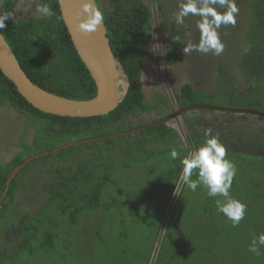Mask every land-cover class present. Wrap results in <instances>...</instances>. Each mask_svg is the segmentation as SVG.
<instances>
[{"label": "trees", "instance_id": "obj_1", "mask_svg": "<svg viewBox=\"0 0 264 264\" xmlns=\"http://www.w3.org/2000/svg\"><path fill=\"white\" fill-rule=\"evenodd\" d=\"M43 2L27 0L23 7L31 15L24 20L11 15L5 21L4 40L23 73L40 89L74 101L93 99L95 84L71 43L57 0H46L55 12L48 20L37 11ZM95 2L104 13L109 46L128 84L113 112L90 118L43 114L0 72V127L4 133L5 124H10L11 138L16 128L22 129L17 151L8 162L0 163V198L10 173L37 156L12 179L0 203V264H71L72 259L78 264L93 260L95 264H148L156 244L153 264H264V249L260 256L248 251L252 236L264 232V155L242 148L243 144L254 151L264 148L263 131L258 133L259 140H253L243 126L250 117L264 121L259 116L264 114V88L258 82L264 75V0H236L238 8L251 17L241 24L249 42L236 68L255 87L248 84L242 98L234 90L206 94L184 85L175 100L179 108H190L186 128L192 136L191 148L202 143L205 132L215 125L212 134H219L227 158L236 164L230 193L248 206L238 227L216 211L205 189L192 192L184 185L164 219L188 147L181 144L174 128L155 124L171 114L165 97L148 103L144 96L142 72L152 39L150 12L138 0ZM15 3L0 0V12L12 14ZM170 48L167 57L175 62ZM224 71L221 67L222 83L227 77ZM151 111L158 117H150ZM206 112L209 118L204 117ZM116 134L123 135L108 138ZM70 143L76 145L53 152ZM174 148L180 154L176 160L170 157ZM31 171L35 178L25 196H20ZM243 185H253L257 193L241 194ZM31 205L32 210L25 208ZM80 238L84 245L88 239L86 247H90L83 250Z\"/></svg>", "mask_w": 264, "mask_h": 264}, {"label": "rangeland", "instance_id": "obj_2", "mask_svg": "<svg viewBox=\"0 0 264 264\" xmlns=\"http://www.w3.org/2000/svg\"><path fill=\"white\" fill-rule=\"evenodd\" d=\"M141 1L144 2L150 9V33L152 37L150 44L146 47L147 54L144 59L145 61L142 72L144 96L148 103L155 102L157 96H164L165 99L169 101V103L171 102V108L173 110H177L178 107L174 101L176 100V96L179 94L180 88L187 84L192 87V89L204 92L206 94L216 93L221 95L226 93V91L234 90L236 93H239V97L244 98L246 96L245 91H247L248 84H250V82L248 83L247 80L245 81L242 75L238 73L236 68L238 61L237 58L239 57L243 46L247 45L249 42V34L247 35L245 33L244 35V33L241 31V24H245V22L251 19V17L249 18L247 16V11L244 14V8H241L239 11L235 26H222L219 30L221 39L226 46L225 51L220 56H215L212 53L205 55L195 51L191 54L185 55L183 52L184 45H187L188 43L196 44L199 41V30L196 26L199 17L190 15L189 17L185 18L184 25H177L174 23L173 15L178 10L179 0ZM243 1L248 2L249 0ZM243 5L245 6V4ZM177 37H179V41L176 40ZM171 46L173 47V58L175 59V62L171 61L167 57L166 52ZM221 67L224 68L225 75L227 76L226 81L223 83L219 75ZM260 78H258V82L260 83L259 86L264 88V75H261ZM251 83L252 84L250 85L255 87V83ZM155 112L156 111H151L150 117H156ZM210 115V113H204L205 118H209ZM191 116H198V113H192ZM150 117L149 115L142 116V118L146 119ZM0 120V122H2L1 117ZM12 121L21 127L19 125L20 120L18 121L15 119ZM169 124L170 127L174 128L177 133H179L181 144L183 143V145L190 149L191 141L188 140V135L186 134L187 130L184 127L182 119L179 118L176 121H170ZM243 126L247 128V131L253 140H259L258 133L261 134L262 131L264 133V121H258L253 117L247 118ZM229 128L227 127L226 131H229ZM5 129L6 132L3 133L2 127H0V163H4L6 161L8 162L11 158L10 156L17 151L19 142L18 139H20V134H22V129L16 128L14 138H11L10 131L13 132V130L10 127V124H5ZM210 129L211 132L215 131L216 126L212 125ZM235 129V126L233 128L231 127L230 131ZM29 137L30 132L24 136L25 139ZM234 148L235 145L232 146L233 150ZM242 148L243 151L250 154L264 155V148L258 150L255 147L256 150L254 151L251 150L249 146L244 144L242 145ZM34 178V171L29 172L28 176H25L23 183L27 185L25 190L22 189L21 194H19L20 196H25V191L30 189V183L33 182ZM128 183V180L124 181L126 187H128ZM182 187L183 184H177L174 193L170 197L164 211L165 220L168 219L170 211L174 207ZM240 189L241 194H250L249 192L251 191H254L253 193H257L253 185H243L240 187ZM32 207L33 205L25 208L32 210ZM92 224H95L94 220H92ZM164 226L165 224H163L162 230L165 228ZM162 234L163 232H161L160 236ZM84 235H87V233ZM88 242V239L84 241V245L83 240H81V243L83 244V250L90 247H86ZM156 245L153 246L148 264L154 263L158 247V245ZM71 264L78 263H76L75 259H72ZM91 264H95V261L93 260Z\"/></svg>", "mask_w": 264, "mask_h": 264}, {"label": "clouds", "instance_id": "obj_3", "mask_svg": "<svg viewBox=\"0 0 264 264\" xmlns=\"http://www.w3.org/2000/svg\"><path fill=\"white\" fill-rule=\"evenodd\" d=\"M81 8L87 17L78 24L79 31L88 34L96 31L99 26H104V13L96 6L95 0H85ZM37 11L46 20L55 15L46 0L37 7ZM239 11L236 0H179L178 10L173 15L175 24L184 25L185 18L190 15L199 17L196 23L199 41L184 45V54L195 51L220 56L226 46L219 30L222 26H235ZM11 15L0 12V40L3 39V30L6 28L5 21L11 20ZM176 40L179 41V37ZM248 50L246 48L245 53ZM179 156L175 148L171 150V159L176 160ZM180 162L183 167L178 184H183L192 192H196L198 188L205 189L207 196L214 200L216 211L223 214L232 227H238L245 219L248 206L230 193L237 167L227 158V148L220 141L219 134L213 135L211 129L206 131L203 142L190 150ZM261 249H264V232L254 234L248 247V251L256 256L262 255Z\"/></svg>", "mask_w": 264, "mask_h": 264}, {"label": "water", "instance_id": "obj_4", "mask_svg": "<svg viewBox=\"0 0 264 264\" xmlns=\"http://www.w3.org/2000/svg\"><path fill=\"white\" fill-rule=\"evenodd\" d=\"M83 2L85 0H57L59 13L71 43L95 84L96 95L91 100H69L40 89L23 73L4 38L0 40V72L14 85L16 91L28 104L43 114L69 118L105 116L117 108L119 102L128 91L125 76L119 72L118 68L120 65L116 62L109 46L105 25L99 26L96 31L88 34L79 31L78 24L87 17V14L83 13L81 8ZM189 109V107H185L178 110L171 117H176L178 114ZM192 109L195 110L196 107ZM226 111L232 110L223 109V112ZM236 111L234 110L233 112ZM259 116L264 117V114H259ZM121 135L123 134L112 135L108 138H116ZM75 145L74 143H70L59 147L57 150H53V152ZM33 158H37V156L27 159L21 166L10 173L5 183V191L0 198V203L5 196L9 183Z\"/></svg>", "mask_w": 264, "mask_h": 264}, {"label": "flooded vegetation", "instance_id": "obj_5", "mask_svg": "<svg viewBox=\"0 0 264 264\" xmlns=\"http://www.w3.org/2000/svg\"><path fill=\"white\" fill-rule=\"evenodd\" d=\"M26 1L27 0H16V3H15V7L13 8V13H12V17L13 18H22L23 20L25 19V18H27V17H29L30 15H31V11H28L27 9H25L23 6L25 5V3H26ZM138 1H140V2H142L141 0H138ZM24 3V4H23ZM130 3H132V2H130ZM129 3V4H130ZM143 3V5L144 6H146L147 8H148V6L144 3V2H142ZM127 6H128V4H126ZM148 10H149V12H150V9L148 8ZM167 53V52H166ZM145 61V60H144ZM144 67V66H143ZM143 85V84H142ZM188 85V84H187ZM143 90H144V87H143ZM166 100V99H165ZM167 101V100H166ZM175 102V104L177 105V102L176 101H174ZM167 103H168V106H169V109H170V115L167 117V118H164V119H162V120H160V121H157V122H155V124H168V126H170V121H176L177 119H179V118H181L182 119V122H183V124H184V127L186 128V121H187V118L189 117V112H190V109L189 110H187V111H185V112H183V113H181V114H178L176 117H171V115L173 114V113H176L178 110H181V108H179L178 106V108H177V110H173L172 108H171V102L169 103V101H167ZM204 106V108L205 107H207V106H205V105H203ZM183 109V108H182ZM198 110V109H197ZM160 115V114H159ZM158 116H156V118H157ZM159 122H162V123H159ZM151 125H153V123H150ZM150 124H147V126H145L143 129H145L146 127H148V125H149V127H151V125ZM154 124V125H155ZM172 128V127H171ZM140 129H142V128H140ZM140 129H137L136 131H139ZM175 130V129H174ZM186 134L188 135V140H190V141H192L191 140V138H192V136H191V133L188 131V129L186 128ZM178 137H179V140H180V135H179V133H178ZM183 144V143H182ZM184 146V145H183ZM190 150H192V148H188V152L190 151ZM187 152V153H188Z\"/></svg>", "mask_w": 264, "mask_h": 264}]
</instances>
